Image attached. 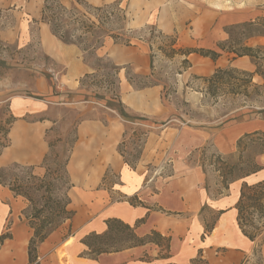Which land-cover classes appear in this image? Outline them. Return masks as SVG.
<instances>
[{"label": "crops", "instance_id": "0c3cea01", "mask_svg": "<svg viewBox=\"0 0 264 264\" xmlns=\"http://www.w3.org/2000/svg\"><path fill=\"white\" fill-rule=\"evenodd\" d=\"M14 1L18 4L19 0ZM21 2L14 7L15 11L10 10L14 23L0 28V41L16 43L23 33V16L29 17L31 2ZM42 4L43 0H38V9L29 18L31 22L39 20ZM147 5L146 19L140 20L134 29L155 26L164 35L175 36L177 47L182 49L220 52L217 44L228 40L226 28L254 23L264 15V0H152ZM37 32L40 50L61 69L54 76L59 91L54 93L46 79L40 77L35 83L38 95L50 97L57 105H74L81 97L80 80L93 69L76 46L61 43L46 24L38 23ZM95 54L108 58L116 66H129L137 76L151 72L146 44L121 46L107 40ZM220 54L216 61L198 54L177 57L179 61L187 60L188 67L182 72L190 77L209 76L218 68L246 72L254 69L247 56L232 58L229 53ZM118 95L129 112L160 119V123L167 121L168 109L162 103L160 85L136 90L120 73ZM28 100L15 97L9 101L15 121L8 133L9 146L0 155V168L13 163L32 166L33 175L41 178L45 172L41 163L49 150L46 133L53 123L25 121L24 117L42 112L41 107H34ZM125 130L126 125L120 120L109 123L84 120L77 125V140L67 165L72 184L68 209L74 216L38 245L39 264H247L257 256L264 262V232L253 238L244 235L236 208L243 186L264 181V153L260 155V170L234 180L223 194L213 196L203 186L204 175L199 167L186 166L185 157L171 160L173 171L169 174L148 173L146 165L154 159L146 160L143 154L135 168L130 169L117 152ZM254 132L264 133V109L251 119L234 121L218 129L204 128L192 134L181 129H164L159 134H171L173 139L183 134V142L186 140L193 147L211 141L214 149L223 153L221 148H230L228 151L232 152L240 137ZM160 137L161 148L171 147L169 140ZM110 177L117 182L107 186ZM153 186L156 191H149L148 187ZM27 207L22 197L0 185V236H8L0 244V264H29L28 244L33 230L25 218ZM108 219L130 226L140 238L158 233L168 239V250L145 244L88 258L81 240L91 233H104Z\"/></svg>", "mask_w": 264, "mask_h": 264}, {"label": "rangeland", "instance_id": "374dc122", "mask_svg": "<svg viewBox=\"0 0 264 264\" xmlns=\"http://www.w3.org/2000/svg\"><path fill=\"white\" fill-rule=\"evenodd\" d=\"M21 1L19 0L16 4L14 0H0V28L14 23L13 13L10 10L15 11L14 7L20 6ZM28 1L31 2L27 10L29 17L23 16L28 23L23 21V33L18 41L12 44L0 41V146L9 141L6 134L12 126L9 101L19 97L29 99L28 102L34 107L42 109V112L38 114L24 117L25 121L35 122L44 119L53 123L45 139L52 145L48 152L49 163L54 159L62 162L68 144L73 139L76 127L81 121L98 120L109 123L120 120V123L126 125V130L121 144L119 143L117 147L128 163L132 166L136 165L143 154L146 160L154 159L146 165L148 173L160 171L169 174L173 171L171 160L177 156L185 157L186 166H190L191 169L199 167L204 175L203 186L213 196L223 194L230 180L261 167L260 155L264 150V137L254 136L244 139L239 149L234 148L231 152V150L228 151L230 148H221L223 153H219L214 149L211 141L193 147L188 144V141L183 142V134L173 139L171 134L161 135L159 132L164 129H181L192 134V131L202 132L204 128L218 129L234 121L251 119L264 109V15L250 26L233 28L230 31V40L225 46L227 51L232 50V47L250 48L251 52L247 57L250 58L254 69L252 72H246L231 67L223 68L232 72L224 76L223 84L216 90V95H211L208 92V85L202 80L210 75L190 77L183 73L182 61H179L177 56L169 58L164 55V50H158V47L165 49L164 47L168 44L166 40L152 31L149 25L134 29L140 20L146 19L147 2L152 0L121 1L119 8L125 12L126 29L132 27L130 29V35L133 38L131 46L150 45L154 59L153 68L150 74L146 75L148 76L146 80L136 79L131 68L120 73L133 80L135 86L147 83L160 85L162 103L168 109L167 121L160 123L162 120L156 118H146L145 121L123 120L111 110L116 108V100L113 97L118 93V78L107 64L105 66V63L97 62L96 54H82L93 72L82 80L84 87L80 88L79 96L81 97L78 98V102L63 106L57 105L58 103L56 104L50 97H40L35 89L36 80L48 76L55 93L59 89L54 76L61 72V69L49 59H45L40 50L38 23L29 20L38 9V0ZM59 1L68 9L73 4V0ZM84 1L92 7H99L117 0ZM76 8L80 13H88L91 19L97 16L95 12L88 11L83 6H76ZM120 15H115L103 29L119 33L123 25ZM230 56L236 57L234 54ZM247 81L250 83H246ZM60 90L64 91V89ZM16 126L17 124L11 132L13 137H15ZM160 136H163L165 141L169 140L171 147L165 150L161 148L162 137ZM2 152L3 150L0 155ZM164 157L168 159L165 160ZM1 159L0 156V162ZM47 167L51 168L47 165L45 169ZM30 174L31 171L26 166L10 167L2 177L10 185L33 187L37 183L31 179ZM50 182L53 185L51 189L53 197L63 200L65 191L63 182L58 180L55 174L51 175ZM114 182L117 181L110 177L107 186ZM155 188L157 187H148L152 192L156 191ZM44 193H46L44 189L39 193L33 191V196L38 197ZM241 193L242 197L237 206L239 228L247 236H260L264 232V183L251 187L243 186L240 196ZM33 213L34 208L31 206L28 214ZM117 245L121 244L117 243ZM247 264H264V262L257 256Z\"/></svg>", "mask_w": 264, "mask_h": 264}, {"label": "trees", "instance_id": "16d2710c", "mask_svg": "<svg viewBox=\"0 0 264 264\" xmlns=\"http://www.w3.org/2000/svg\"><path fill=\"white\" fill-rule=\"evenodd\" d=\"M122 0H117L110 4H105L99 7H92L84 0H73V4L71 8H66L59 0H43V4L40 11L39 20H34L35 23H43L46 24L49 28L50 33L58 39L61 43L66 45H74L76 46L82 54L95 55L96 51L104 46V43L108 40L111 41L115 45L122 46H131L132 44V35H130L131 30L126 29L125 22V12L122 11L119 6ZM76 6H83L88 9V11H92L96 13V18L91 19L88 17V13H80ZM118 13V14H117ZM120 15V20L123 25L119 29V33H114L111 30L103 29L107 26L115 15ZM255 23V22H254ZM254 23H245L242 25L232 26L226 28V33L228 34V40L225 42L217 44V48L220 52H226L229 54H234L236 57L249 56V52H251L250 48L243 47L240 49H235L232 47V50H226L225 46L228 44L230 40V31L235 27L241 26H250ZM68 28V29H67ZM152 31L157 32V34L164 40L168 42L165 49L162 47H158V50L163 51L164 55L169 58H173L175 56H181L187 58L190 54H198L202 57L210 58L212 61H216L218 57L221 55L220 52L215 50H204V49H182L177 47L176 37L164 35L159 32L155 26H150ZM150 52V60H151V70L153 68V59L151 46L148 45ZM45 59H49L48 56L44 55ZM96 57V56H95ZM97 62L107 64L108 68L111 69L116 77L118 78L121 71L130 68L129 66H116L114 65L108 58L105 57H96ZM85 61V60H84ZM55 65V63L52 61ZM183 68L188 67V62L186 59L182 61ZM107 68V67H106ZM95 70H97L95 68ZM231 70L227 69H216L212 75L209 77H204L202 80L204 83L208 85V92L211 95H216V90L223 84V78L226 74L231 73ZM89 74H86L80 80V88L84 87L83 79L88 77ZM250 77V76H249ZM136 79L146 80L148 76H137ZM45 79L50 86V88L54 91V86H51L49 82V77L45 76ZM126 80L133 86L136 90H142L152 86H158L156 83H147L136 85L133 80L129 79L126 76ZM246 83H250L247 81ZM114 100H116V108L111 109L115 112V114L123 120L130 121H145L146 117H142L140 115H136L130 113L126 107L120 102L119 95H115ZM163 100V98H162ZM44 119L37 120L38 122L43 121ZM15 121V118L12 117L11 123ZM82 122V121H81ZM9 131L6 133L8 135ZM261 136L264 137L263 132H254L251 134H245L240 137L236 141L235 147L239 149L244 141V139H249L250 137ZM76 131L73 139L69 142V146L65 152V156L63 157L62 162L54 159L49 163V153H47L41 163V167L45 169V166L49 165L51 168H46L44 175L39 178L33 175L32 166H26L30 171V177L34 181H36V185L33 187H25L23 185H10L6 183L3 179L4 172L10 167L18 168L22 165L13 163L7 168H0V185L7 187L15 196L22 197L28 204L27 210L25 212V218L28 220L29 227L33 230V236L28 244V262L29 264H39L37 262V247L38 245L55 229L60 227L64 222L71 220L74 216V212L68 209V205L70 204V199L68 196L69 190L72 188V184L69 179V175L67 172V165L70 160L71 152L76 143ZM121 144V143H120ZM118 144V147L119 145ZM48 152L51 150L52 145L47 142ZM9 146V141L0 146L1 150L7 148ZM117 147V151L120 154ZM264 153V150L263 152ZM124 163L130 168L134 169L136 165L132 166L131 163H128L124 157L120 154ZM219 158V156L217 157ZM260 170V167L256 170H253L244 176L234 178L230 180L225 187L227 189L228 185L237 180L239 178L245 177L249 174L255 173ZM56 175V178L63 182L65 186L64 198L63 200L58 199V197H53L51 192L52 183L50 182L51 175ZM54 179V178H52ZM264 183V181L260 182ZM258 183V184H260ZM46 191V195L42 194L38 197L33 196V191L36 193L41 192V190ZM242 197V193L240 199ZM130 202L133 201L130 199ZM240 202V200H239ZM238 202V204H239ZM236 205V208L238 206ZM34 208L33 214H28V210L30 207ZM38 206V207H37ZM238 219V218H237ZM106 231L102 234L91 233L85 236L81 243L85 246L86 252L85 255L90 259H96L101 254L118 252L126 248L143 246L145 244H154L159 248H164L166 251L168 250V239L162 238L158 233L151 232L149 235L145 237H138L134 233V229L130 226L122 223L117 219H108L106 221ZM207 230L209 227H206ZM242 231V230H241ZM243 233V232H242ZM244 234V233H243ZM246 235V234H244ZM247 236V235H246ZM7 235L0 236V244L2 241L7 238ZM249 238H253L254 236H248ZM121 245H117V243ZM123 246V247H118Z\"/></svg>", "mask_w": 264, "mask_h": 264}]
</instances>
